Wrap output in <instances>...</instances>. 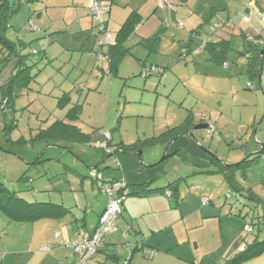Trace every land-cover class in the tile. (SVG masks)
<instances>
[{"label": "rangeland", "instance_id": "1", "mask_svg": "<svg viewBox=\"0 0 264 264\" xmlns=\"http://www.w3.org/2000/svg\"><path fill=\"white\" fill-rule=\"evenodd\" d=\"M37 3L31 6L33 10ZM28 10L29 6H25L20 13L22 21ZM33 20L41 30H47L46 36L32 32L30 24H26V28L20 32L11 28L7 33L10 40L26 43V47L19 46V54L25 56V65L18 66L19 57L0 64V87L14 81L17 68L26 70L19 73L13 88V101L7 109L0 108V183L31 203L63 205L64 196L67 207L73 211L76 209L75 204L70 202L67 195H76L77 202L80 199L81 203L102 201L108 206L110 196L104 191L110 184L93 176L94 171L102 178L107 172L118 171L122 174L124 171L130 174V181H136L128 182L133 184L145 183L146 179L149 181L153 177L156 181L152 188H164L170 182L180 180V203H184L179 212H183L184 217L175 227L180 250L174 255L178 256L182 252L187 254L185 252L189 251L191 256H199V261L195 263L193 258L179 257L181 260L176 262L159 260L154 264H206L212 261L216 264L217 259L220 264H225L224 260L234 253V243L227 239L222 230L218 235L211 233V223L201 222L200 227L190 228L188 222L195 221L196 217L200 219L201 215L196 214L194 217L188 211L207 207L215 210L216 207V210L224 209L226 213L232 210L237 215L243 210L240 220L244 226L246 222L251 224L261 220L254 217L264 220V202L259 204L247 199L243 195L245 192L234 193L211 162L217 156L226 165L236 164L251 155L253 147L261 152L264 146V75L261 81L258 77L250 81L246 73L247 57L240 55L250 48V43L244 47L239 35L240 28H237L239 33L234 37L232 51L227 57L232 73H228L226 79L220 76L214 78L212 73L220 71L217 67L209 70L204 66L207 63L214 65L210 59V62L204 60L200 66L190 68L194 87L188 86L184 80L180 82L182 87H177L173 77L163 83L159 82L160 77L143 78L140 75L145 67L142 63L141 66L137 63V68V65L124 64L115 77L107 75L108 63L101 64V67H94L93 64L89 67L84 64L79 66L84 52L66 50L73 48L68 46L73 45L72 40L67 39L71 30L59 32L62 30L54 23L40 20L38 12L33 15ZM95 30L99 31L98 25ZM52 38L58 40L52 42L47 47L49 52L45 53V41ZM103 38L104 34L101 35L98 48ZM252 53L256 54L255 51ZM219 67L223 70L222 65ZM258 68L261 71L260 63ZM168 72L175 75L172 71ZM250 82L253 87L249 90ZM67 93L71 96L70 102L63 108L58 107V102ZM2 100L0 89V106ZM77 103L82 106V111L78 119L71 121L68 113ZM191 113L196 125L204 117L209 126L216 127V131L195 130V126L194 133L191 132L189 136L169 137L173 139L170 144L162 146L159 141L150 143L167 131L181 126ZM57 121L76 126L90 136V143L38 139L43 131H47ZM107 135H110V140ZM101 142L114 147L140 142L143 145H138L135 153L120 151L111 155L99 147ZM168 151L169 157L163 160ZM135 165L141 168L140 173L133 169ZM236 179L264 200V153L258 162L251 164L245 171L237 170ZM71 187L75 189L74 193ZM163 196L168 198L167 195ZM203 199L208 200L206 206L203 205ZM173 202L176 207L174 210H178L180 207L177 208L174 198ZM15 207L23 208L20 205ZM73 213L77 219L80 218L75 211ZM99 213V210L89 212V219L94 225L99 220ZM126 217V214L119 217L118 229ZM155 223L152 222L153 225ZM260 227L259 238L263 241L264 225ZM84 228L89 230L88 226ZM244 233L246 238L254 237L247 236L246 231ZM160 237H165V234H160ZM196 240L199 241V248L195 244ZM215 243L217 246L211 256L201 257L209 250L208 244ZM104 247L97 249V252ZM167 253L165 249H159L155 256ZM137 255L142 256L140 253ZM141 260L147 264L153 263L150 258L143 260L141 257Z\"/></svg>", "mask_w": 264, "mask_h": 264}, {"label": "crops", "instance_id": "2", "mask_svg": "<svg viewBox=\"0 0 264 264\" xmlns=\"http://www.w3.org/2000/svg\"><path fill=\"white\" fill-rule=\"evenodd\" d=\"M90 1L22 0L21 10L9 20V29L12 28L16 32H20L26 28V24H30L32 32H40L38 36L43 34V36H46L47 30L43 28L41 30L33 20V15L38 12L40 20L54 23L59 30H62L59 32L67 33L71 30L67 39L72 40L73 45L68 46H73V48H67L66 50L84 52L79 60V66L84 64L89 67L90 64H93L94 67H101V64L108 63L107 75L109 76L110 67L107 57H101L99 53L107 54L110 45L101 47V44H99L100 48H98V43L103 34L95 30L98 22L91 16ZM101 1L109 3V13L104 18L107 34L113 41L122 39L125 57L119 65L118 72L124 64L127 66L137 65L136 68L138 67L137 63H139V66H141V63L142 66L156 65L164 70L163 74L159 76V82L163 83L168 78L173 77L176 80L177 87L181 86V80H184L188 86L194 87V78L191 76L190 68L200 66L199 64L204 60L210 62L211 54L204 49L198 50L202 46L203 40H211L214 43H218L222 39L230 40L232 51V41L239 33L237 28H240L239 35L242 37L244 47L248 43L246 42L247 37H253L257 42H264V0H169L171 4L167 7H160V0ZM19 2L21 0L13 1V3ZM34 2L38 3L36 9L33 10L31 6ZM25 6H29V10L25 14L23 22L20 13ZM44 14H46L45 18H43ZM239 20L241 21L239 22ZM132 21L135 24L128 27L126 30L128 34L122 37L121 30ZM213 27L216 35L214 33L211 35ZM197 31L199 33L196 34ZM56 40L58 39L52 38V40L45 41V45H47L45 53L46 51L49 52L47 47ZM19 43L23 44L22 47L27 46L24 41ZM248 50L250 48L246 49V51ZM252 52L251 56H255ZM240 55L244 56L242 53ZM73 57L71 60L74 59ZM259 63L262 74L258 78L261 81L264 75V67L260 61L255 63V69H259ZM193 65L194 67H191ZM204 66L208 69L217 67L220 70L217 73H212L214 78L220 76L226 79V75L232 73L229 63L228 66L222 65L223 70L215 62L213 66L208 65V63ZM168 71L174 72L175 75L170 74ZM203 87L204 85H202ZM108 137L110 135H107ZM260 140L262 141V139ZM252 149L254 150L250 151L251 154L258 152L257 148L253 147ZM133 169L138 170V173H140L141 168L137 165ZM122 174L118 171L107 172L103 175V182L109 184L114 180L121 181L124 184L136 182L130 181L129 173L123 171ZM146 180L145 183H149L151 189H161V187L152 188V184L156 181L155 178L152 177L151 180ZM230 189L234 191L231 187ZM74 190L71 187V192L74 193ZM234 193L236 192L234 191ZM67 197L70 202H74L76 209L72 211V208L67 207L65 203L67 199L63 196V206L69 210L60 219L47 217L34 222L21 223L11 221L0 210V255L3 256L0 264H74L78 259V254L67 244L82 240L92 234L98 226L99 220L94 225L93 221L89 219V212L99 210L100 213L97 216L99 219L106 210L107 205H104L102 201L81 203L80 199L77 202L76 195H67ZM179 197L177 196L181 199V195ZM173 198H166L161 193L149 196H127L123 203V215L126 214L127 217L119 229L117 228V230L105 234L104 246H109V248L106 249L103 246L105 249L103 248L97 252V257L95 256L96 259L92 264H122L130 257L133 264H147L141 260V257L143 260L147 257L144 252L146 249H154L157 252H159V249H165L168 252L167 255L154 256L151 259L153 260L152 264L159 260L176 262L181 260L179 257H182V259L193 258V261L197 263L199 256H191L188 253L189 251L185 252L187 254L182 252L178 256L174 255V252L180 250V244L175 235V227L183 220L184 214L179 211H182L184 202L180 203L179 199L174 198L177 208L180 207L178 210H174L176 207ZM214 208L215 210L207 207L198 211H188L190 215L193 213L194 217H196V214L201 215L200 219L196 217L197 221L196 219L195 221H189V227H200L201 222L211 223V225L209 224L211 233L218 235L219 231L222 230L225 232L227 239L232 241L235 246L247 229L240 220L242 215H236L232 210L226 213L224 209L219 208V210H216L218 208ZM74 211L80 217L79 219L74 215ZM82 213L84 215L81 218ZM71 216H74V219ZM207 218L212 220L205 221L204 219ZM154 221L156 223L153 225L152 222ZM87 226L89 230L84 228ZM160 234H165V237H160ZM198 243L199 241L196 240L197 248H199ZM208 245L210 251L207 250L201 257L211 256L217 243ZM140 246L144 250L139 249ZM42 247H50V251H44ZM246 247L247 244L242 245L240 251ZM137 253L142 256L137 255ZM232 255L233 253L226 261ZM202 261L204 262V259ZM226 261L224 260V262ZM206 264L214 263L212 261L210 263L206 262ZM216 264H220V260L217 259ZM242 264H264V254Z\"/></svg>", "mask_w": 264, "mask_h": 264}, {"label": "trees", "instance_id": "3", "mask_svg": "<svg viewBox=\"0 0 264 264\" xmlns=\"http://www.w3.org/2000/svg\"><path fill=\"white\" fill-rule=\"evenodd\" d=\"M101 2L106 3L109 7V3H107L106 1H101ZM21 7H22V0L19 3H13L10 0H0V46H1L0 64L11 61L15 57H19L20 60L18 62V66L25 65L24 63L25 56H22L19 54L21 50L20 47H22L23 44L13 42L7 37V31L9 29V20L18 14V12L21 10ZM90 13H91V8H90ZM108 13L109 12H107V14ZM91 16L98 22L99 33L104 34V38L102 39L100 43L101 47L109 46V45L104 44V40L106 39L107 36H109L107 34V30H106L107 28L105 27V21H104L105 16L104 18H102V20L96 19L92 14ZM130 23L125 25V27L121 30L120 34L122 35V37H125L128 34L126 33L127 28L135 24L134 21H132L131 24ZM195 33L197 34L199 32L197 31ZM213 33L216 35L214 27L212 28L211 35H213ZM121 40L122 39L113 41L114 44L109 46L110 50L107 54L99 53L101 57L103 56L107 57V60L109 62V67H110L109 74L113 77L118 75L119 65L121 64V62L123 61L125 57V52L123 51ZM246 42L250 43V50L243 52L242 55L247 57L248 64H247L246 73L248 77H250L251 79L250 81H252L256 77H259L260 74H262L261 71H258L255 69V63L260 61L261 65L264 67V42H257L254 40L253 37H250V38L247 37ZM202 49L206 50L207 52L211 54L210 59L213 62L217 63L218 65L228 66V63H226V60H227L229 53L231 52V41L230 40L222 39L218 43H214L211 40H203V44L200 48H198V50H202ZM253 50L256 52L255 56H251L250 54V52H252ZM147 67H150V68L156 67V68L161 69V71L156 72V73H149L146 77H143V73L147 69ZM19 69L20 68H17V72L14 73L13 82H10L9 84H6L0 87L1 92H2V99H3L2 104L0 106L1 109H7L8 105L13 101L12 99H13V96L15 95L13 88H14V85L16 84V81L19 79V73L26 71L24 69H20V70ZM28 70H29V67L27 68V71ZM163 72H164L163 68L159 66L146 65L140 75L143 78H149L151 76L159 77L161 74H163ZM248 89L249 90L252 89L251 82L248 84ZM70 100H71L70 94L68 93L65 94L64 97H62L60 101L58 102V107L63 108L64 106H67ZM81 111H82V106L77 103L70 109L68 113V118L71 121H75L76 119L79 118ZM196 124H197L196 119L194 118L193 113H191L190 117L181 126L167 131L166 133H164L157 139L151 140L150 143L154 144L159 141L161 142V144H163L162 146H164V144H170L173 141V139L172 138L169 139V137H171L172 135L174 137L178 136L177 138H180L182 136H189L191 132L194 133V131L197 130L196 128L194 130V127L200 126V125H207L208 126L207 129L213 132L216 131V127L209 126L207 124V120L204 117L200 118L198 125ZM42 138L49 139V140H61V141L65 140L68 142L76 141L79 143H88V144L91 141V138L89 135L82 133L80 129H78L76 126L66 123L64 121H57L47 131H43V133L40 134V136H38V139H42ZM108 139L110 140V137ZM103 145L106 146L108 150L103 148L102 147ZM138 145H143V143L140 142L138 144H133L129 146L121 145L119 147H114L110 145V143L101 142L99 144V147L102 150L106 151L107 153H110V154L112 153L111 155H115V154H118L120 151H123L125 153H135L138 149ZM263 153H264V149L261 152L246 156V158L239 163L231 164V165H226L224 161L219 160L217 156H214L211 162L213 165L217 167V173H220L223 175L228 186L231 187L236 193L243 194L245 192L246 194H243V195H245L247 199L255 200L257 203L260 204L264 202V200L259 198L253 192L251 188H246L242 184H240V182H238L236 179V173H237V170L245 171V169L249 167L251 164L258 162V158H260L261 154ZM169 155L170 154L168 151L163 160L167 159ZM251 156H253L254 158L251 159ZM101 179L103 180L102 177ZM178 181L180 182V180ZM178 181L170 182L167 187L161 188V189H151L149 183H144V184H126L125 183L124 187L121 190H119L118 194L126 198L127 196H149V195H153L156 193H161V194L167 195V197L169 198L174 197L176 199L177 196L179 197L180 195L179 194L180 188H179ZM115 182H119V181L114 180L110 184H113ZM207 204H208V200L203 199V205L206 206ZM15 205H20L23 208L16 209ZM0 210L4 214H6L7 217H9L11 221L28 223V222H34L37 220H41L47 217H55L56 219L63 218V216L66 215L69 209L64 207L63 205H58V204H54L51 202H47V203L27 202L24 199L20 198L16 192L10 191L9 188L5 184L0 183ZM242 211L240 210L239 214L237 215H242L241 213ZM243 218L244 220H246L245 217ZM254 218L261 219V220H259V222L257 223L253 221L251 222V224L250 223L247 224L246 222V225H245L246 226L245 228H247L246 229L247 236L254 235V237H252L251 239L246 238L245 235L241 237L239 242H237V244L234 246L233 255L225 262V264H242L245 261H248L250 259L256 258L264 254V239L263 241H259V233L261 232L260 226L264 225V220H262L261 217H257V218L254 217ZM96 229L93 231V233L96 231ZM92 234H90L88 237H90ZM105 234L103 237L104 239L103 245L100 247H103L105 245ZM79 241L81 240H76L74 242L67 244L68 246L72 247L75 250V252L78 254V259L74 264H78L80 262L81 254H79L72 245ZM249 242L251 243L249 244ZM244 244H247V247L244 250L240 251V247ZM139 249L144 250V248L141 246L139 247ZM44 251H50V249L44 250ZM144 252H145V256H147L146 258L153 259L157 253V250L146 249L144 250ZM131 253L134 254L133 252ZM96 254H97V250H96V253L92 256V258L89 259L88 264L95 258ZM2 258L3 256L0 255V263L2 262ZM122 264H133L131 261V257L129 259H126L124 262H122Z\"/></svg>", "mask_w": 264, "mask_h": 264}, {"label": "built area", "instance_id": "4", "mask_svg": "<svg viewBox=\"0 0 264 264\" xmlns=\"http://www.w3.org/2000/svg\"><path fill=\"white\" fill-rule=\"evenodd\" d=\"M91 14L98 20H102L104 16L108 12V5L99 0H91ZM171 3L169 0H161L159 2L160 7L169 6ZM262 15V14H261ZM263 16V15H262ZM104 44L112 45L113 40L110 36H107L104 40ZM159 68H150L147 69L143 73V77H146L149 73L160 72ZM109 138V137H108ZM107 149L106 146H102ZM108 150V149H107ZM93 176H97L98 179H101V176L98 175L97 171H94ZM124 187V183L115 182L110 184L108 188L105 190V193L110 195L109 204L102 214L99 225L96 231L88 238H85L79 242L74 243L72 246L76 249V251L81 254V260L78 264H88L89 259L96 253L97 248L103 245L104 242V234L109 231H115L117 229V222L119 217L123 214V202L124 197L119 195L118 192ZM49 247H43L42 250H49Z\"/></svg>", "mask_w": 264, "mask_h": 264}, {"label": "water", "instance_id": "5", "mask_svg": "<svg viewBox=\"0 0 264 264\" xmlns=\"http://www.w3.org/2000/svg\"><path fill=\"white\" fill-rule=\"evenodd\" d=\"M208 126L207 125H200V126H197L196 129H207ZM140 156L142 158V152L140 151ZM142 160V159H141Z\"/></svg>", "mask_w": 264, "mask_h": 264}]
</instances>
